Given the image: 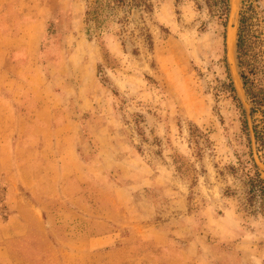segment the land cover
Listing matches in <instances>:
<instances>
[{
	"label": "rangeland",
	"instance_id": "374dc122",
	"mask_svg": "<svg viewBox=\"0 0 264 264\" xmlns=\"http://www.w3.org/2000/svg\"><path fill=\"white\" fill-rule=\"evenodd\" d=\"M19 1L0 20V264H264V215L226 170L250 154L229 66L264 178V109L229 48L244 0L227 27L205 0ZM111 230L126 250L89 244Z\"/></svg>",
	"mask_w": 264,
	"mask_h": 264
},
{
	"label": "trees",
	"instance_id": "16d2710c",
	"mask_svg": "<svg viewBox=\"0 0 264 264\" xmlns=\"http://www.w3.org/2000/svg\"><path fill=\"white\" fill-rule=\"evenodd\" d=\"M257 1L244 0L240 12L236 44L239 75L247 98L252 105V115L256 110L264 109V20L256 7ZM205 3L213 15L224 20L223 25L227 27V19L231 12L230 0H205ZM108 4L112 7L121 8L132 6L137 9H144L147 12H152L154 9L151 0H133L131 2L130 0H108V3L104 6L111 8ZM87 14L89 16L91 12L88 11ZM227 71L228 82L222 83L220 89L224 94L229 95L233 99L242 114L243 132L249 142L250 154L247 159H238L237 164L227 167L226 170L231 175H244L247 180L248 204L252 208L257 207V210L253 212H260L264 215V178L255 158L254 150L253 148L251 149L252 138L251 129L247 120V111L237 95L229 66L227 67ZM253 134V139L258 145V156L261 160H264L263 155H260L261 152L264 153L262 134L257 127L253 129ZM190 136L200 152L201 144L209 148L211 144L210 139L196 125H192ZM200 156L202 155L200 154ZM230 193L231 191H228V194Z\"/></svg>",
	"mask_w": 264,
	"mask_h": 264
},
{
	"label": "crops",
	"instance_id": "0c3cea01",
	"mask_svg": "<svg viewBox=\"0 0 264 264\" xmlns=\"http://www.w3.org/2000/svg\"><path fill=\"white\" fill-rule=\"evenodd\" d=\"M11 3H12V0H0V20H3L9 14V8H10ZM10 35H12V33H10L8 30L5 31V29H1L0 27V43L4 44V46H6L7 42L10 40V38L8 37ZM125 242H128V241L125 238L118 239V236L115 234V231L112 232L111 230L110 232H108V235H105L98 239L96 238L92 240V242L89 244L93 245L94 248L96 247V248H106L107 249L109 247H112L113 245L117 246L116 244L119 243V246L122 247L120 249L126 250Z\"/></svg>",
	"mask_w": 264,
	"mask_h": 264
},
{
	"label": "bare ground",
	"instance_id": "6f19581e",
	"mask_svg": "<svg viewBox=\"0 0 264 264\" xmlns=\"http://www.w3.org/2000/svg\"><path fill=\"white\" fill-rule=\"evenodd\" d=\"M236 2L237 0H231V4H232V13H231V18L234 16V12H235V8H236ZM236 41H237V30L236 29H232L230 31V35H229V48H230V53H231V60L234 62L235 60V51H236ZM240 81H238L239 84Z\"/></svg>",
	"mask_w": 264,
	"mask_h": 264
}]
</instances>
